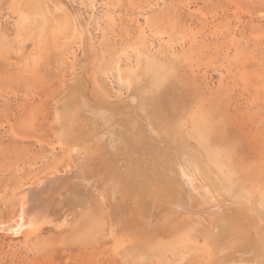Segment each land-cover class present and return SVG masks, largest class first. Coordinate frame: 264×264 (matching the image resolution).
<instances>
[{
    "label": "rangeland",
    "instance_id": "rangeland-1",
    "mask_svg": "<svg viewBox=\"0 0 264 264\" xmlns=\"http://www.w3.org/2000/svg\"><path fill=\"white\" fill-rule=\"evenodd\" d=\"M52 1L0 0V220L5 221L15 214L16 204L14 201L10 202V197L19 183L21 185L30 182L32 177L52 169L63 171L65 167L63 142L53 128L57 119L54 100L60 99L68 87L74 86V92H71V95H74L71 98L74 97L75 109L78 112L74 129L80 140L88 137L87 134L93 128L88 127L91 121L96 125L98 120L103 126L106 124L110 128L113 125L119 127L126 123L122 118L131 113V107L134 105L131 103V91L122 75V67L134 66L140 75V83L145 87L146 97L143 96L146 98L145 103H148V107L143 104L145 114L148 120L157 126L153 125L154 131H151L149 126L146 128L150 129L146 134L151 138L146 136L145 140L148 141L145 147L149 145L146 148L150 150L152 147L156 148L158 138L153 134H156L157 128L162 136L164 134L165 143L174 138L178 148L181 147L194 155L199 151L200 157L198 154L196 156L201 159L205 169H211L212 174L210 171L209 173L216 180V185L221 186L217 187L220 193L223 192V195L232 199H256L255 205L258 208L254 212L250 211L251 215L247 211H241L239 214H234L233 211L218 212L210 210L209 207L203 212H213V216L208 212L207 215L217 223L222 219L231 218L234 226H237V230L234 228L235 236L239 237L240 241H245L243 237L252 241H246L248 246L239 241L240 245H245L241 246L239 257H234L239 258L237 260L230 261L228 255L224 257L227 259H224V253L219 256L225 264H237L238 260L239 264H248L252 260V263H258L261 259L264 262V0ZM55 1H61L60 4L63 2L62 5L65 4V7H69L68 9L77 15L80 20L78 29H69L75 32L79 29L84 32L85 29L84 45L76 38L75 32L71 33L75 37L72 39L71 34L68 35L70 38L67 33L65 35L64 31L69 32L65 29L57 36L52 33L54 30L50 20L59 16L58 12L55 14L54 9H51ZM17 10L27 16L23 37L19 31L16 34V30H19L18 17L20 19V16L17 17L20 11ZM12 11L17 14H12ZM34 18H38L39 22ZM15 35H20L23 40L20 36L19 39L15 38ZM65 37L71 41H67L68 38ZM87 43L91 48L85 47ZM86 48L89 52L84 50ZM91 75L93 78L89 77ZM95 78L104 89V98L94 90ZM79 95L84 96L83 99ZM81 99L83 101H80ZM85 105L91 106L85 109ZM93 107L97 110H92ZM105 111L108 113L105 114L106 119L102 114ZM98 116L103 117L100 118L101 121ZM112 116L115 120L110 118ZM104 122L106 123L103 124ZM131 135L132 133L127 137ZM131 143L133 142L129 139L127 144L133 145ZM137 147L141 146L137 144ZM177 153L180 156V151L177 150ZM160 161L156 164H168ZM146 168L145 173L150 171ZM77 181L80 180H74ZM223 185L227 186L222 187ZM219 192L209 191L208 198L214 196L211 199L213 201L209 200L208 204H226ZM213 198L217 201L216 204ZM219 199L221 203H218ZM257 210L261 216H257ZM244 213L250 217H245ZM77 216L80 221L77 219L71 222L76 224L78 221L76 227L69 224L68 227H73L70 229L64 226L61 233L44 231L39 237H34L29 245L21 234L8 235L0 231V264H106L107 261L108 264H124L125 258L120 262L122 257L117 256L123 253L120 250L122 244L118 246V243L105 238L107 229L103 217L97 215L93 219L97 225L94 224V228L98 230L96 232L92 229L93 226L81 220L82 216ZM232 217L234 221L241 220L243 224H235ZM259 217L263 220L260 221ZM165 236L162 240L158 238L148 243L145 249L151 251L152 243L156 242L168 245L171 241L168 242L169 238ZM198 237L202 241L205 240L206 247L199 241L198 247L193 246V250H197V253L194 252L196 255L191 254L188 249L187 254L184 248L181 254L183 258L186 257L181 258L182 261L178 259L179 261L171 263L170 259L161 260L157 255L153 256L156 261L161 260L160 264L166 260L170 264H201L205 261L207 264H214L212 260L216 261L218 256L212 257V252H207L208 246L210 250L212 248L214 237L208 239L201 234H198ZM112 242L117 250L119 247L120 252L117 254L116 249L113 246L114 249L111 248ZM251 248L252 255L247 254ZM111 249L115 252L112 253ZM150 251L146 250L148 254ZM205 251L207 256H204ZM184 252L187 255L184 256ZM177 253L176 255H179ZM260 255L263 256L261 259ZM196 256L198 257L195 259ZM199 256L209 261H204ZM219 258L220 263L216 264L222 263ZM240 258L245 259L241 261ZM154 261L150 264L156 263ZM126 263L131 264L128 261Z\"/></svg>",
    "mask_w": 264,
    "mask_h": 264
},
{
    "label": "bare ground",
    "instance_id": "bare-ground-1",
    "mask_svg": "<svg viewBox=\"0 0 264 264\" xmlns=\"http://www.w3.org/2000/svg\"><path fill=\"white\" fill-rule=\"evenodd\" d=\"M11 2H12V0H11ZM60 2L58 3L57 1H55L54 5H52L53 7H51V9L52 8L54 9V10L52 9L53 12L55 11V14H56V12H58L57 15H59L57 18L56 17L51 18L52 20H50L52 23V24L50 23L51 27L53 26V30H54V32L52 31V33H54V35L57 36L61 30L63 32V30L65 29V30L69 31V32L64 31L65 35L67 33V36L68 35L70 36L71 33L75 32V31H72L71 28L72 29L75 28L77 30L79 27L80 20H78V17L74 12H71V10L68 9L69 7L68 8L65 7L64 6L65 4L62 5L63 2L61 4H60ZM72 4H73V2H72ZM11 9H13V8H11ZM40 9L42 10V8H40ZM7 10L9 11L8 6H7ZM17 11L19 12L20 10H17ZM14 12H16V11H14ZM14 12L12 14H17V12L16 13H14ZM37 13H38V11H37ZM50 13H51V11H50ZM18 16H20V19ZM17 17L19 20L18 21V23H19L18 29L19 30H16V34L19 31V33L22 34V35L21 34L20 35L23 37L24 32H25V26L27 24L26 23V21H27L26 17L27 16L20 11V15H17ZM52 17H53V15H52ZM14 18H15V16H14ZM7 19H9V18H6V20ZM34 19L38 21V18L37 19L34 18ZM3 20H5V19H3ZM11 21H14V20H11ZM32 22H34V21H32ZM15 25H17V24H15ZM81 26L82 25L80 24V27ZM12 27H13V25H12ZM37 27H39V26H37ZM69 27H71V28L69 29ZM84 27H86V26H84ZM15 28H17V27H15ZM35 29H37V28H35ZM83 30L85 32V29H83ZM86 31H88V29H86ZM62 32H61V34H62ZM76 32H75L76 38H78L80 40L81 44L84 45L86 43L85 42L86 36L84 35V32H81L80 29L77 32L78 34ZM86 33H88V32H86ZM73 36L74 35L71 34V39L75 38ZM16 37L17 36L15 35V38ZM68 37H65V38L67 39ZM69 38L67 41L70 40ZM22 40H23V38H22ZM88 40L90 41V38ZM10 41L12 43L11 38H10ZM61 41H62V39H61ZM20 43H21V41H20ZM56 45L58 46V44H56ZM11 47H13V46H11ZM85 47L91 48V46H89L88 43H87V46H85ZM87 48L84 50L89 52V50H87ZM18 52H20V51H18ZM88 52H87V54H88ZM7 55H8V53H7ZM80 56H81V54H80ZM84 57H85V55H84ZM94 64H95V62H94ZM81 67H83V66H81ZM89 72H90V70H89ZM92 73L93 72H91V74ZM122 75H123L124 80L128 84L129 90L131 91V94H130L131 95V101H132L131 103H134V105L132 104L133 106L131 107V109H132L131 113L128 114L126 117L122 118V121L126 122V123L119 125V127L113 125L110 128L105 124L106 122L103 123V124H105V126H103L102 124H99L98 120H97L98 125H96L95 122L91 121L92 123L90 122L91 125L89 124L88 127L91 126L90 128H92V127L93 128L87 134L88 137H86V138L83 137L80 140L77 136L79 134L76 133V131L74 129L75 120H76V118H78V112L75 109L76 105H74L75 100H73L74 97L71 98V96L74 95V94L71 95V92H72L74 86L68 87L60 99L54 100V102L56 101L54 104H55V106H57V108H56L57 109L56 110L57 119H56L55 125H53V128H54V131L57 133V135L60 137V139L63 142L62 149L64 150V158L66 160L65 167H64L63 171H59L57 169H54V170L52 169L51 171H48L45 174L32 177V179H30V182L27 181L26 183L21 184V185L19 183V186L16 185L17 187H15V190L12 191L11 197L9 196L11 198L10 202L14 201L16 204L15 214L8 217L7 220H5V221L0 220V231L2 233L5 232L4 234H8V235L10 233L21 234L25 238L26 243L28 244L29 242H32V239L34 237L35 238L37 236L39 237L44 231H47V232L58 231L61 233L62 230H64V226L66 227L67 225L71 224V222H75L78 219L77 217H79V216H77V215L82 216L81 220L84 221V223H87L90 226H93L92 229H95L94 227L97 225L93 219H94V217L99 215L100 217H103V219L106 222V229L107 230H106V233L104 234V235H106L105 238L107 237V239L113 240L114 243H118V246H119V244H122V245H120V247H121L120 250L123 251V253H122L123 255L120 253H119V255L117 254L118 251L120 252V250H119L118 246H117L118 250L116 249V245L113 242L112 243L115 246L112 245V243H111V248L114 247L116 249L117 252L115 254H117V256L121 255L122 258H120V262H123V259L125 258L124 264L127 261L131 264H146L147 260L150 257H151V259L148 260V261H150V263L153 262L154 260H155L154 262H156L153 264H160V261L163 258H164L163 260H165V259H167L168 261H169V259L172 260L173 262L170 261L171 263H174V261L176 262L178 259L180 261H182L183 259H185L186 256L184 254H186V253L188 254L189 252H191V254L193 253L196 255V253H197L196 252L197 250L195 249L196 245L198 247L199 241H202V239L201 240L199 239L198 234H201L202 237L208 238V239L214 237V242H213V245H211V247H212L211 250H210L209 246L207 247V250H208L207 252H209V253L212 252V254H213V255H211L212 257L218 256V258H219V256H222V254L224 253L223 258L226 255H228L229 258L231 259L230 261H232V259L233 260L239 259V258L235 259L234 257L235 256L239 257L240 252H241V248L244 247V245L246 244V241L249 243L252 242L249 239L250 237H248L249 241L247 240V237H243V238H245V241L244 240L240 241L239 237L235 236L236 231L234 228H236L237 226L236 225L234 226L233 222L231 221L232 219L228 217V214L226 216L228 218L222 219V220H220L219 223H217V222H215L216 220H213L214 221L213 222L212 219H210L208 217L209 214H211L213 216V214H212L213 212L209 213L207 211L209 213L207 215V212L204 213L203 210L210 208V210L211 209L217 210L218 212L221 211L224 213H228L230 211H233L234 214L235 213L239 214L241 211H244V212L247 211L250 213V211L254 212V210L258 208V207L256 208V205H255L256 199H255V201H252V200L250 201L248 198H244V197L243 198L238 197L236 199L235 198L232 199L231 197L225 196V194L223 195V192L220 193L219 192L220 190H218L219 188L217 189V187L221 188V186L216 185L217 184L216 180H214L213 176L211 175L212 174L210 171L211 169L210 168H209L210 170L205 169L206 167L204 166V164H202L203 162L201 161V159L198 158V156L200 154V153H198L199 151L198 152L196 151L198 154V156H196L197 155L196 153L194 155V153H192L190 151L182 150L183 148L181 149V147L178 148L179 145H178V147L175 145L174 138L173 139L171 138V142L167 141V143H165L166 140L163 141L164 134L162 136L157 128H156L157 131H155L156 134H153V135H156V138H158V140H157L158 143L155 144L156 148L152 147L151 148L152 151L150 150V148L147 149L146 147H149V145L145 147V145L147 144V141H148V140L147 141L145 140V138L147 136L146 132H148L147 130H150V129L152 131L154 123L152 124L151 121L148 120V117L145 114L146 112L144 111L145 108H144L143 104L146 101V98H145L146 96L144 95V93H145L144 88L145 87H143V85L139 81L141 79H139L140 75L138 74L136 67L135 68H134V66H129V67H125V68L122 67ZM89 77L93 78L92 75ZM94 77H95V75H94ZM94 80L96 81V78ZM92 81H93V79H92ZM93 87H94V90H96L97 92H99L101 94V96H103V94H105L104 89L102 88V86H100L98 84L97 81L94 82ZM73 92H74V90H73ZM95 94H97V93H95ZM79 96L81 97V95H79ZM105 96L108 97L107 95H105ZM83 97L84 96H82L81 98L83 99ZM111 97H112V95H111ZM103 98H104V96H103ZM112 98H114V97H112ZM82 99L80 101H83ZM144 99H145V101H144ZM76 103H77V101H76ZM78 103L80 104V102H78ZM145 104L147 106L148 103H145ZM86 105L84 106V108L86 107ZM108 105L109 104H107L106 108H108ZM89 106H91V105H88L85 109H87ZM93 108H91V109L94 111L97 110V109L95 110V108L94 109ZM78 110H81V108ZM102 111H103V109H102ZM87 112H89V111H87ZM87 112H85V113H87ZM105 112L104 113L102 112V114H104V116H105V114L106 115L108 114L107 111H105ZM93 114H95V113H93ZM79 117H80V115H79ZM87 118H88V116H87ZM100 118H103V117H99V120L101 121ZM104 118L106 119L107 117L105 116ZM110 118L112 120H115V119H113V116ZM95 119H97V117ZM95 119H94V121H95ZM149 119H151V116ZM116 122L118 124V121H116ZM114 124H116V123H114ZM148 126L150 129L146 130V128H148ZM155 127H157V126H155ZM154 130H155V128L153 129V131ZM131 133H132V135H131L132 137L130 136L128 138L127 136L130 135ZM151 133H154V132H151ZM179 136L181 137V135H179ZM148 137H150V136H147V138ZM129 139L131 140V142H133V143H131L133 145L127 144ZM176 140H178V138ZM129 143H130V141H129ZM178 143H179V141H178ZM137 144L141 147L136 148ZM150 147H151V145H150ZM177 150L180 151V153H181V154L179 153L180 156H178ZM201 156H202V154H201ZM156 160L157 161L161 160L160 162L165 161L163 163H165V164L168 163V164L166 166H163L162 163H161V165L156 164V162H157ZM146 167H148V169H150V171H148L150 173H148V172L145 173ZM207 168H208V166H207ZM213 169L214 168H212V170ZM163 171H165L166 173ZM209 171L211 174L209 173ZM147 176H149V178ZM76 179H79L80 181L74 182V180H76ZM65 180H67L66 183L64 182ZM222 183L224 184L223 181H222ZM224 186H227V185H223L222 187H224ZM251 188L254 189L253 187H251ZM200 190H202V192ZM214 190L218 191L220 193L219 195L226 202V204L222 203L223 207L219 206V205L214 206V204L212 205V203L208 204L209 200L213 201L211 199L214 196V195H212L211 198H208L209 191L212 192ZM212 194H215V193H212ZM250 197H252V196H250ZM73 200H77V202H73ZM219 200H220V202H218V203H221L222 202L221 199H219ZM8 202H9V199H8ZM214 202H215V204L217 203L216 200ZM207 207H209V208H207ZM72 210H74V211H72ZM48 211L50 213H48ZM214 214H216V213H214ZM245 214L246 213H244V215ZM257 214H258V210H257ZM211 215H210V217H211ZM241 215H239V216H241ZM249 215H251V213ZM223 216H225V215H223ZM223 216H221V218ZM257 216H261V215L258 214ZM245 217H250V216L245 215ZM232 218L234 221L235 220L234 217H232ZM235 218H237V217L235 216ZM79 219H78V221H80ZM263 219L260 218V221ZM238 220H239V218H238ZM248 220H249V218H248ZM253 220H254V218H253ZM78 221L76 222V224L79 223ZM240 221H234V222H235V224H236V222H239V224L242 225L243 222H240ZM252 222H251V224H252ZM257 222H259V221H257ZM263 222H264V220H263ZM263 222L261 224H263ZM248 223L250 224L249 221H248ZM248 223H247V225H248ZM254 223L255 222H253V224ZM73 224H74V226L76 225L75 223H73ZM73 224H71V225H73ZM94 224H95V226H94ZM244 224H245V222H244ZM258 226H256V227H258ZM69 227L67 226L66 228H69ZM72 227H70V229ZM245 228L246 227H243V229H245ZM247 228H249V227H247ZM236 230H237V228H236ZM245 230H244V234L248 231V230H246V232H245ZM259 230H260V228H259ZM259 230L257 232H259ZM263 230H261V231H263ZM92 231H94V230H92ZM97 231L98 230H96V232ZM248 233L251 234V232H248ZM263 233H264V231H263ZM165 234H167L166 236L169 238L168 242L171 241L169 244L166 242V244H168V245H165V244L162 245L164 242H161L160 244L156 242L155 244L152 243V246L150 248L151 251L148 248L145 249V245H147L148 243H151L155 239L160 238V237L157 238V236H159V235H163L162 237H164ZM237 234H239V232ZM259 234L261 235V233H259ZM247 235H249V234H247ZM176 236H178L177 240H176ZM255 237H256V235H255ZM239 241L240 242L243 241V243L245 242V244L241 243V244H243V246H242V245H240ZM261 241L263 242V239ZM202 242L205 245V240ZM261 244H263V243H261ZM246 245L248 246L249 244H246ZM193 246H195V248H194L195 251L193 250ZM247 246H246V248H247ZM205 247H206V245H205ZM184 248H186L185 250L188 249L191 251H189V252H188V250L185 251L186 253L185 252L183 253V255L185 257L183 258L181 253H182V251H184L183 250ZM201 248H203V247H201ZM252 248H254V247H252ZM252 248L249 251L246 250L247 252L246 251L245 252L247 254L248 253L251 254L252 252H250V251L252 250ZM113 249H111V252L113 251L112 253L115 252ZM146 250L150 251L151 253L150 252L149 253L151 255L148 254V252H146ZM261 250H263V248ZM177 252L180 255L179 258H178L179 255H176ZM194 252H196V253H194ZM198 252L200 253L199 250H198ZM207 252L205 251V253L204 252L203 253L206 254ZM245 252H243V253H245ZM107 253H108V251H107ZM154 254H155V256L157 255L161 260L157 259V261H156L155 256H153ZM254 254H255V252H254ZM263 255H264V253H263ZM176 256H177V258H176ZM204 256H207V254ZM261 256L262 255L259 256L260 259H261ZM197 257L198 256H196L195 259ZM199 257L203 258V256H199ZM117 258H119V257H117ZM181 258H183V259H181ZM218 258L216 259V261L212 260V261H214V264L220 263V261H218ZM223 258H219V259H222V263L225 264L223 262L224 261ZM245 258H246V256H245ZM247 258H249V257H247ZM115 259H116V257H115ZM224 259H227V257ZM167 260L163 261V262H165V264H168L169 262ZM203 260H204V258H203ZM205 260H208V259L205 258ZM240 260L243 261L241 258H240ZM256 260L258 261V259H256ZM114 261L111 260V262H114ZM85 262L86 261H84V263ZM87 262H89V261H87ZM111 262H109V263H111ZM163 262H161V263L164 264ZM237 262H238L237 264H239V260ZM252 262H253V260L251 261V263H248V264H264L262 259L260 261L261 263L259 261H258V263H255L256 261L254 263H252ZM178 263H180V262H178ZM189 263H191V261ZM193 263H194V261H193ZM204 263L207 264L206 261ZM204 263H201V264H204ZM241 263L246 264V262L245 263L241 262ZM106 264H108V261L106 262ZM126 264H128V263H126Z\"/></svg>",
    "mask_w": 264,
    "mask_h": 264
}]
</instances>
